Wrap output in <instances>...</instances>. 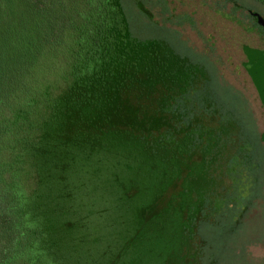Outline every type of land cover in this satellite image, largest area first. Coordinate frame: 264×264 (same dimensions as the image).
Wrapping results in <instances>:
<instances>
[{"label":"trees","instance_id":"16d2710c","mask_svg":"<svg viewBox=\"0 0 264 264\" xmlns=\"http://www.w3.org/2000/svg\"><path fill=\"white\" fill-rule=\"evenodd\" d=\"M23 4L18 55L0 77V264H116L123 238L101 232L110 230L106 202L114 193L117 201L133 202L128 211L138 228L126 233L125 249L128 264H137L139 244L171 224L161 197L172 154L165 122L181 107L182 60L164 45L133 38L120 0H66V8L59 0ZM134 5L152 23L144 3ZM249 12L264 31V19ZM63 33L70 34L64 44ZM241 51L242 67L263 99L264 50L243 45ZM44 71L51 72L45 84L37 78ZM121 158L132 164L121 183L114 176L109 187L106 178L94 177L96 170L109 174V164ZM92 179L100 191L93 196Z\"/></svg>","mask_w":264,"mask_h":264},{"label":"rangeland","instance_id":"374dc122","mask_svg":"<svg viewBox=\"0 0 264 264\" xmlns=\"http://www.w3.org/2000/svg\"><path fill=\"white\" fill-rule=\"evenodd\" d=\"M136 1L120 0L131 36L168 47L183 64L177 98L181 107L174 106L165 122L172 133V154L161 197L168 200L171 224L148 245L139 244L136 263L161 264L163 259L165 264H264V110L242 67L241 51L243 45L264 50V31L249 17L254 11L264 19V3L233 0L236 7L227 0H139L153 16L149 23ZM59 3L66 8V0ZM3 6L0 77L12 71L18 55L24 10L23 0H6ZM69 38L63 33L62 44ZM50 75L39 72L37 78L45 84ZM100 143L92 153L98 155ZM130 164L121 158L114 167L109 164V174L96 170L94 177L106 178L103 184L111 187L110 179L118 176L121 183ZM90 184L92 196L100 192L96 179ZM111 198V204L106 202L111 227L101 232L123 238L116 264H128L126 233L138 228L128 211L133 202L117 201L116 193ZM198 252H203L200 258Z\"/></svg>","mask_w":264,"mask_h":264},{"label":"water","instance_id":"95a60500","mask_svg":"<svg viewBox=\"0 0 264 264\" xmlns=\"http://www.w3.org/2000/svg\"><path fill=\"white\" fill-rule=\"evenodd\" d=\"M258 95V94H257ZM259 100H260V103H261V105H262V107H263V110H264V98L263 99H260L259 98Z\"/></svg>","mask_w":264,"mask_h":264}]
</instances>
